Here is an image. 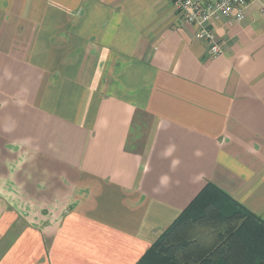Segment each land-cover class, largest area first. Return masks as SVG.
Segmentation results:
<instances>
[{
    "label": "crops",
    "instance_id": "1",
    "mask_svg": "<svg viewBox=\"0 0 264 264\" xmlns=\"http://www.w3.org/2000/svg\"><path fill=\"white\" fill-rule=\"evenodd\" d=\"M215 28L0 0V264H138L208 183L264 220V0Z\"/></svg>",
    "mask_w": 264,
    "mask_h": 264
},
{
    "label": "trees",
    "instance_id": "2",
    "mask_svg": "<svg viewBox=\"0 0 264 264\" xmlns=\"http://www.w3.org/2000/svg\"><path fill=\"white\" fill-rule=\"evenodd\" d=\"M138 264H264V220L208 183Z\"/></svg>",
    "mask_w": 264,
    "mask_h": 264
},
{
    "label": "built area",
    "instance_id": "3",
    "mask_svg": "<svg viewBox=\"0 0 264 264\" xmlns=\"http://www.w3.org/2000/svg\"><path fill=\"white\" fill-rule=\"evenodd\" d=\"M185 24L195 28V38L203 41L212 57L224 53L215 22L221 19L241 21L246 17L249 0H169Z\"/></svg>",
    "mask_w": 264,
    "mask_h": 264
}]
</instances>
